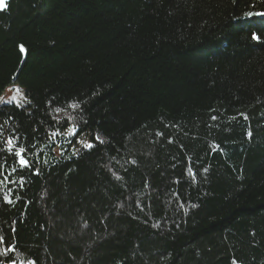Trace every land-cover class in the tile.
Segmentation results:
<instances>
[{
	"label": "trees",
	"instance_id": "16d2710c",
	"mask_svg": "<svg viewBox=\"0 0 264 264\" xmlns=\"http://www.w3.org/2000/svg\"><path fill=\"white\" fill-rule=\"evenodd\" d=\"M256 13L264 0H8L0 96L17 85L28 106L0 104V148L32 167L0 151V264H264ZM82 136L95 147L74 152Z\"/></svg>",
	"mask_w": 264,
	"mask_h": 264
},
{
	"label": "snow or ice",
	"instance_id": "6c2138e0",
	"mask_svg": "<svg viewBox=\"0 0 264 264\" xmlns=\"http://www.w3.org/2000/svg\"><path fill=\"white\" fill-rule=\"evenodd\" d=\"M4 4H5V0H0V8L4 7ZM245 16L247 17H251L252 15H254V13L252 12H246L244 13ZM256 15H262L264 16V13H256ZM251 35V39L253 41H256L258 43H264V30H257V31H253L250 33ZM24 51V48L23 46H21V52ZM17 91H19V89H17ZM6 102V101H5ZM72 107L74 108H79V105H73ZM57 111H60L59 109H57ZM69 120H72L74 118H72L71 116L68 118ZM86 123V122H85ZM79 131V128L78 126H75L73 125V127L71 128V136L72 137H75L77 135V132ZM58 133H54V135H57ZM97 140L100 141V143H103V140L100 139L99 136H97ZM69 143H71V141L69 140ZM77 144H80L81 141L80 140H77L76 141ZM6 144H7V148L4 149V148H0V151H7V153L9 155H13L14 154V157H15V161L14 163L16 165H18L21 169H29L32 167V162L28 159V157L26 155H23V153H26L28 151L27 147L24 146V145H21L19 148H16L14 153H13V149L15 148V145H14V141L12 138H9L7 141H6ZM82 147L84 149H92L95 147V144L93 143H83L82 144ZM75 148H74V152H75ZM3 168V164H0V169ZM16 171V168H13V172ZM33 174H38V173H33ZM0 175H3L2 172H0ZM23 177H21L22 179ZM3 182H8L10 183L11 181L8 179L7 176L4 177V181ZM5 201L6 202H10L8 201V197L5 196L4 197ZM8 251H11V249H8Z\"/></svg>",
	"mask_w": 264,
	"mask_h": 264
},
{
	"label": "rangeland",
	"instance_id": "374dc122",
	"mask_svg": "<svg viewBox=\"0 0 264 264\" xmlns=\"http://www.w3.org/2000/svg\"><path fill=\"white\" fill-rule=\"evenodd\" d=\"M17 89H19V91H17ZM0 104H12L16 107L24 108V107L28 106V101L25 97L24 90L17 85H12V86L6 88L4 90V92L1 94ZM63 136H64L63 137L64 139L68 138V137H72L71 136V128L68 129L67 132H65L63 134ZM77 140H80L81 143L75 144V150H76L75 152H78L79 150H81L83 148L82 147L83 143H90L88 136H82ZM58 154H59L58 149H55V155L58 156Z\"/></svg>",
	"mask_w": 264,
	"mask_h": 264
},
{
	"label": "water",
	"instance_id": "95a60500",
	"mask_svg": "<svg viewBox=\"0 0 264 264\" xmlns=\"http://www.w3.org/2000/svg\"><path fill=\"white\" fill-rule=\"evenodd\" d=\"M7 2H8V0H5L4 7L0 8V12L5 10ZM19 51L21 52V48L19 49ZM21 54H22L23 57H25V51L21 52Z\"/></svg>",
	"mask_w": 264,
	"mask_h": 264
}]
</instances>
